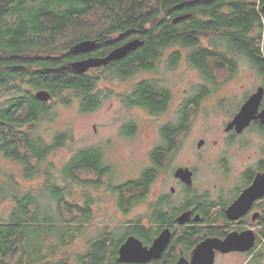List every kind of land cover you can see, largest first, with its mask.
Returning a JSON list of instances; mask_svg holds the SVG:
<instances>
[{
  "label": "trees",
  "instance_id": "16d2710c",
  "mask_svg": "<svg viewBox=\"0 0 264 264\" xmlns=\"http://www.w3.org/2000/svg\"><path fill=\"white\" fill-rule=\"evenodd\" d=\"M263 7L264 0H0V154L21 165L26 180L42 176L43 164L72 137L60 133L52 143H46L35 135L51 105L38 100L34 92L47 90L56 99L67 91L82 99V112L100 108L95 95L98 78L69 67V62L81 58L70 52L79 42L97 40L104 56L130 40L144 41L107 70L116 78L156 73L164 53L176 47L167 58V67L175 69L186 57L204 80L196 96L180 106L178 121L162 126V143L150 153V165L136 179L122 185L107 182L112 168L104 153L88 147L77 150L64 163L62 186L51 170L44 172L43 197L24 192L13 177L1 180L0 204L12 200L14 206L9 217L0 221V264H70V258L55 256L83 235L93 221L94 206L89 194L81 196L83 202L72 200L74 185L85 190L105 188L117 197L118 209L125 214L145 202L190 130L193 107L218 85L217 73L226 72L228 78L236 75L238 56L248 61L264 86ZM182 15L192 16L173 24L174 18ZM116 34L119 39L111 37ZM209 37L211 43L204 47L202 40ZM183 50L188 51L186 56ZM171 100V91L153 78L134 85L126 104L158 115L168 110ZM25 124L35 125L23 132ZM258 125L256 130L264 135V127ZM137 132L135 123L123 129L127 137ZM253 171L245 177L248 183L257 171H264V160ZM84 173H93L97 179L90 180ZM44 196L55 208L45 204ZM194 204L198 205L192 199L188 207ZM213 204L206 200L200 210L209 213L207 207ZM157 206L155 214L166 222L162 202ZM109 235L113 234L104 232L90 241L88 250L77 256L78 263L107 264L106 255L112 249L106 240ZM123 236L126 239L128 235Z\"/></svg>",
  "mask_w": 264,
  "mask_h": 264
},
{
  "label": "rangeland",
  "instance_id": "374dc122",
  "mask_svg": "<svg viewBox=\"0 0 264 264\" xmlns=\"http://www.w3.org/2000/svg\"><path fill=\"white\" fill-rule=\"evenodd\" d=\"M211 38H204L202 45H210ZM177 48H170L156 73L138 72L128 79L116 78L107 70L101 69L90 73L98 78L95 95L101 102L100 108L82 112V99L75 93L64 91L50 103V114L40 120L35 135L46 143H52L60 133H70L71 139L66 146L54 152L43 164L44 172L52 171L56 182L61 186V169L65 162L79 149L94 147L104 153L106 164L112 168L109 182L122 185L128 180L138 178L142 171L150 165V153L162 143L161 128L179 119L180 106L187 100L193 99L198 89L204 84L201 74L193 69L184 57L175 69L167 67V57ZM188 51L183 53L186 56ZM238 71L228 78L226 72L217 73L218 85L211 88L208 96L203 98L192 109V125L188 133L182 137L178 152L172 156L167 168L160 174L155 185L151 188L145 203L133 208L128 215H123L117 206V197L105 188L99 190L84 189L74 185L71 190L73 201L83 202L82 195L89 194L93 201V221L87 226L83 235L78 237L68 248L58 251L55 259L70 258V264H79L77 256L88 250V244L101 233L112 229H123L124 224L136 223L138 219L145 224L150 217V206L161 194L170 193L176 188L172 204L178 206L184 197V187L173 176L179 167L194 170V195L207 194L211 201L232 199L233 193L240 185L242 173L249 168H256L264 160L262 149L264 135L257 133L254 128L243 135L233 138L225 132V127L240 110L246 98L262 86V79L252 69L248 61L237 57ZM158 79V82L171 91L172 100L168 110L158 115H151L146 110L132 108L126 104L132 88L144 80ZM28 89V88H27ZM36 93V92H34ZM70 101L66 105V101ZM239 109V110H238ZM135 123L138 132L133 137L123 134L126 125ZM205 140L200 148L199 142ZM26 180L23 168L18 163L6 160L0 154V181L13 177L24 192L45 195L43 187L45 176ZM83 176L96 180L93 173ZM45 204H54L44 196ZM12 200L0 204V221L7 219L13 208ZM48 206V207H50ZM220 208L215 207L214 212Z\"/></svg>",
  "mask_w": 264,
  "mask_h": 264
},
{
  "label": "flooded vegetation",
  "instance_id": "af4514ba",
  "mask_svg": "<svg viewBox=\"0 0 264 264\" xmlns=\"http://www.w3.org/2000/svg\"><path fill=\"white\" fill-rule=\"evenodd\" d=\"M111 37H117V39H119L120 35L116 34ZM100 49L101 44L98 42V45L93 52L77 54L81 56V58L73 59L72 61L91 57H106L112 51L109 50L107 54L102 56ZM171 53H173V51ZM171 53L169 55H171ZM114 63L115 62H112L108 66L101 68L91 69L86 74H90L104 68L105 70H110ZM262 109H264V100L261 110ZM230 122H228V124ZM256 123L264 127L261 121L257 120L253 121L251 126L245 129V131L241 134H238L235 130L226 132L227 126L225 127V132L228 136L232 137V141H235L233 138L243 135L251 128H254V130L259 133L255 128ZM34 125L35 124H25V126L22 127L23 132H26L29 127H33ZM176 170L173 173L174 177ZM191 171L193 172L194 185L195 174L194 170ZM249 172H254L253 168H249L242 173L240 185L232 190L233 193H236L233 198L226 201H223L222 199L216 201L214 200V204L207 207L209 213H203L200 210V208L205 207L204 203L206 200L209 202L211 201L209 197L205 198L206 194L200 197L195 196L193 185L185 184L180 179L175 177V179L178 180V182L184 187V197L180 201L179 205L175 206L172 204V197L176 193V188L172 187L170 193L161 194L155 198L154 202L150 206V217L145 219L147 223L143 224L144 222L138 219L136 223L124 224V228L121 230L115 228L107 232L108 234H113L106 238L108 245L112 246V249H110L109 253L106 255L108 260L107 264H192L195 256L200 259L197 264H264V196L251 203L250 207L235 219H230L227 214V209L241 197L245 189L252 185L256 175L264 171H257L251 183H248L247 179H245ZM189 188L192 190L189 191ZM192 199L195 200L198 205L194 204L192 207H188L189 201ZM160 202H162L163 205V212L167 215L166 222H163L162 219L159 218L158 214H155L158 207L157 204ZM200 205H202V207H200ZM216 206L220 208L219 212H214ZM187 212L190 213L189 221L186 223H180L178 219ZM122 214L126 216L128 215L123 212ZM164 230L169 232V243L161 253L160 257H154L147 261L137 262L121 260L120 248L126 243L129 237L137 238L142 242L143 247L150 249ZM123 235L128 236L124 239ZM227 238L234 241L231 244L234 249L227 248V245L221 246L218 242L217 246L212 249L209 246L201 249L206 241L214 239L225 241ZM115 247H117V249H115ZM210 250H212L214 257L212 263H209L206 260V258H209Z\"/></svg>",
  "mask_w": 264,
  "mask_h": 264
},
{
  "label": "water",
  "instance_id": "95a60500",
  "mask_svg": "<svg viewBox=\"0 0 264 264\" xmlns=\"http://www.w3.org/2000/svg\"><path fill=\"white\" fill-rule=\"evenodd\" d=\"M264 11V7H263ZM192 15L177 16L173 20V24H178L190 18ZM98 45L97 40H84L73 46L70 52L77 54H86L93 52ZM144 45V41L140 39H133L128 41L116 49H113L106 57H91L87 59L71 61L69 67L78 74H86L91 69L101 68L108 66L112 62L120 61L129 55L131 52L137 50L140 46ZM35 97L42 102H50L54 98L47 90H40L36 92ZM264 100V87H259L241 106L239 112L235 115L233 120L227 125L226 132L235 130L241 134L251 126L253 121L260 120L264 125V109L261 110ZM204 145V140L199 142V147ZM175 177L188 185H193V172L188 167H179L175 172ZM264 196V172L258 173L252 183L247 189L244 190L241 197L233 203L228 209L227 214L230 219H235L246 209H248L255 200ZM190 219V213L187 212L178 220L180 223H186ZM169 232L164 230L158 239L155 241L152 248L143 247L142 242L135 237H129L126 243L120 248L121 260L137 262L147 261L154 257H160L163 250L169 243ZM218 244L227 245V248H233L231 244L234 242L232 239L227 238L225 241L214 239L206 241L201 249L210 247L211 249ZM234 249V248H233ZM213 252L210 250L209 258L206 260L209 263L213 262ZM200 261L196 256L193 258L192 264H197Z\"/></svg>",
  "mask_w": 264,
  "mask_h": 264
}]
</instances>
